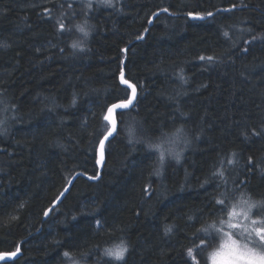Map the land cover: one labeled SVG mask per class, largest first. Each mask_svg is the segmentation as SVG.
<instances>
[{"label": "trees", "instance_id": "16d2710c", "mask_svg": "<svg viewBox=\"0 0 264 264\" xmlns=\"http://www.w3.org/2000/svg\"><path fill=\"white\" fill-rule=\"evenodd\" d=\"M113 3L93 1L89 10L79 0H0L7 45L0 47V254L21 252L0 264H71L66 251L78 264H185L197 229L227 218L207 214L218 192L236 190L230 205L245 195L264 199V39L253 40L264 36V0ZM58 19L70 29L62 37ZM85 21L84 50L74 51L71 43L83 39L75 26ZM121 68L137 86L136 100L116 117L119 135L105 143L93 182L83 175L98 174L102 114L131 94ZM134 121L153 139L183 125L190 143L176 146L179 163L166 157L161 175L153 174L158 154L128 143ZM121 240L123 261L102 255Z\"/></svg>", "mask_w": 264, "mask_h": 264}, {"label": "snow or ice", "instance_id": "6c2138e0", "mask_svg": "<svg viewBox=\"0 0 264 264\" xmlns=\"http://www.w3.org/2000/svg\"><path fill=\"white\" fill-rule=\"evenodd\" d=\"M98 6H103L107 8H114L115 5L113 0H97ZM69 8L72 7L71 4L68 5ZM84 7L91 10L93 7V0H86L84 3ZM48 11L49 15L50 10ZM164 12H168L167 8L162 9ZM153 15H158L157 13H153ZM189 16H193L192 13H188ZM208 16H212V12L207 13ZM195 19H202L203 17L199 14L193 16ZM152 21L149 20V23ZM77 32L81 34L83 39L75 40L71 43L70 47L76 51L80 50L83 51L82 44L84 40H86L89 36L90 26L85 21L84 24H77L75 26ZM66 31H70L65 23L57 20V32L62 37ZM147 31V30H146ZM225 37H228V32L223 33ZM264 39V36L261 37H253L255 39ZM137 39H142V37L138 36ZM247 42V41H246ZM0 47H7L6 44L0 43ZM63 52L64 49L61 48ZM201 60L207 59L208 61H213L214 57L209 56L207 58L201 56ZM179 79L183 82L185 78L183 75L179 76ZM120 84L125 85L127 89H131V95H125L124 98H121L117 102H113L107 106L106 114H102L103 120L106 122V132L103 133L102 138L98 137L99 143V159L96 160V163L99 165L102 163L104 159V149H105V142L108 141L110 143L109 138L115 135H119L118 132V121L116 119L117 116H123L125 114L124 110H129L130 106L133 105V101L136 98L137 94V86L134 83L129 82L125 76L124 68L120 69ZM75 100H73V104ZM120 110V111H117ZM7 111V109H4ZM5 120H0V136L6 134V129L2 126L5 124ZM138 122H132L128 125L126 132L128 136V143L130 145L135 144H143L145 148L152 153L158 154L156 157L157 163L153 169V174L159 176L161 175V167L164 165L166 157L174 158L177 163H179L182 151H176V146L179 144H184L187 146L190 141L187 138V135L184 131L183 125L179 127H175L171 132H162L160 136L153 139L152 137H148L142 134V128H137ZM262 133L253 132V135H261ZM236 154L233 153L232 156L234 157ZM233 158H228L227 163L229 165L234 164ZM249 164L252 163L251 158H249ZM213 176H219L223 179L224 172L221 170H216L212 173ZM95 175L89 176L88 179H96ZM225 185H227V180L223 181ZM69 184L72 181H68ZM207 183V180L205 181ZM234 183H237L234 181ZM242 184L243 182H239ZM219 188V185H217ZM69 191L68 188H65L64 191L60 193V196H64V193ZM145 192L148 191L147 188L144 189ZM235 189L229 191L225 188L224 191L218 192V194L214 197L215 199V206L210 207V211L207 213L210 217H223L227 215L228 220L225 221L223 219L219 220L221 227H217L215 223L207 224L204 227L197 229L196 233H194L195 240H199L200 244L196 245L195 240H193V247L188 248L186 255L188 257L185 260V264H188V261L191 260L192 264H202V260L200 259L202 253L206 252L208 249H212V251L208 252L207 261L208 264H264V199L256 203H250L247 199H240L236 203L230 205V201H232L235 193ZM245 193H241V197H243ZM23 207V205H21ZM259 207L261 209V218L258 219H251L252 210L254 208ZM53 209H48L45 211L44 215L48 216L49 212ZM242 217L243 220L251 219V225L253 226L249 231L248 235L254 233L256 240L248 239V241L244 244L238 242L237 239H234L233 236L236 235L234 232L224 231L223 228L226 227L227 229L235 230L240 227L238 222H233L235 218ZM15 219V217H12ZM191 219V217H190ZM200 218H197V222H199ZM260 225V226H257ZM97 226L102 228V223L97 220ZM194 227V225H192ZM172 232V227H165V235H168ZM219 234L220 243L218 246L217 244V235L213 233ZM226 238V239H225ZM251 245V247L249 246ZM19 251V247H17V252ZM128 251L126 243L121 240V242L117 245H114L111 248H105L102 255L110 258V260L115 261H123L125 259V253ZM16 253H11V256H15ZM66 258L71 261V264H78L72 258V255L69 252H64L63 254Z\"/></svg>", "mask_w": 264, "mask_h": 264}, {"label": "rangeland", "instance_id": "374dc122", "mask_svg": "<svg viewBox=\"0 0 264 264\" xmlns=\"http://www.w3.org/2000/svg\"><path fill=\"white\" fill-rule=\"evenodd\" d=\"M79 1L84 2V3L86 2V0H79ZM93 1H97V0H93ZM133 105L131 107H133ZM240 199H247V200H249L250 203L259 202V201L255 200V199H252V197H249L248 195H245L243 198H240ZM259 213H261V209L259 207L254 208L252 210L251 219H258L259 220L261 218V215H258ZM251 219L243 220L242 217H238V218H235V220L233 221V222H238L240 224L239 228H237L235 230H232L231 232H234L236 234V235L233 236V238L237 239L238 242L241 243V244L246 243L248 241V239L256 240L255 234L253 233L251 235V237H249L248 233H249L250 229H246L245 228L246 225H250V227H251ZM227 220H228V217L226 218L225 221H227ZM257 226H260V225H257ZM223 230L224 231H229V229H227L226 227H224ZM249 246L251 247V245H249Z\"/></svg>", "mask_w": 264, "mask_h": 264}, {"label": "water", "instance_id": "95a60500", "mask_svg": "<svg viewBox=\"0 0 264 264\" xmlns=\"http://www.w3.org/2000/svg\"><path fill=\"white\" fill-rule=\"evenodd\" d=\"M164 11H158V12H156L157 14H161V13H163ZM196 14H193V16H195ZM157 15H152V17L150 18V20L152 21L151 23H148V26L150 27L151 25H152V23H153V20L155 19V17H156ZM193 16H188L189 17V19H191V20H204L206 17H204V16H202L203 18L202 19H195V18H193ZM201 16V15H200ZM142 38H143V36H142ZM123 86H125V85H123ZM131 90V89H130ZM131 95V94H130ZM135 100H136V98H135ZM135 100L133 101V104H134V102H135ZM131 107V106H130ZM117 111H120V110H117ZM112 137H110L109 139H111ZM107 142V141H106ZM105 142V143H106ZM98 159H99V148H98ZM103 165H104V159H103V161H102V163L101 164H97V167H98V174H97V178L96 179H92V180H90V181H93V182H95V181H97L99 178H100V173H101V171H102V168H103ZM81 174H76V175H74L70 180L72 181V183L71 184H69L68 183V185L66 186V188H68L69 190H70V188H71V186H72V184H73V182L75 181V179L77 178V176H80ZM82 176V175H81ZM83 177H85V178H87L88 179V176H85V175H83ZM69 180V181H70ZM68 192V191H67ZM67 192H65L64 193V196H65V194L67 193ZM64 196H59L53 203H52V205L48 208V209H53L61 200H62V198L64 197ZM47 209V210H48ZM51 212V211H50ZM50 212H49V214H50ZM49 216V215H48ZM48 216H43V220L44 219H46ZM14 253V252H13ZM16 253V255L15 256H11V253H1L0 254V263H3V262H9V261H11V260H13V259H16L19 255H20V251H16L15 252Z\"/></svg>", "mask_w": 264, "mask_h": 264}, {"label": "bare ground", "instance_id": "6f19581e", "mask_svg": "<svg viewBox=\"0 0 264 264\" xmlns=\"http://www.w3.org/2000/svg\"><path fill=\"white\" fill-rule=\"evenodd\" d=\"M229 10H230V9L220 10V11H225V12H226V11H229ZM151 17H152V16H151ZM205 17H206V16H205ZM209 17H210V16H209ZM206 18H207V17H206ZM67 185H68V184H67ZM67 185H66V186H67ZM65 188H66V187H65ZM65 188H64V189H65ZM63 191H64V190H63ZM59 196H60V195H59ZM54 208H55V207H54ZM54 208H53V209H54ZM102 258H103V257H102Z\"/></svg>", "mask_w": 264, "mask_h": 264}, {"label": "flooded vegetation", "instance_id": "af4514ba", "mask_svg": "<svg viewBox=\"0 0 264 264\" xmlns=\"http://www.w3.org/2000/svg\"><path fill=\"white\" fill-rule=\"evenodd\" d=\"M16 251H17V250H16ZM16 251H15V252H16Z\"/></svg>", "mask_w": 264, "mask_h": 264}]
</instances>
